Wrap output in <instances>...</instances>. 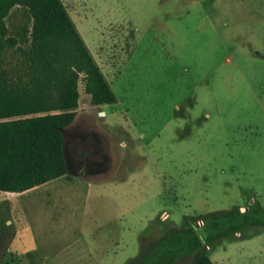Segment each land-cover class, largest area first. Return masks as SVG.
<instances>
[{
	"label": "rangeland",
	"instance_id": "rangeland-1",
	"mask_svg": "<svg viewBox=\"0 0 264 264\" xmlns=\"http://www.w3.org/2000/svg\"><path fill=\"white\" fill-rule=\"evenodd\" d=\"M60 1L117 101L95 107L80 83L66 175L0 192V264H126L167 228L264 209V0ZM203 250L264 264V228Z\"/></svg>",
	"mask_w": 264,
	"mask_h": 264
},
{
	"label": "trees",
	"instance_id": "trees-1",
	"mask_svg": "<svg viewBox=\"0 0 264 264\" xmlns=\"http://www.w3.org/2000/svg\"><path fill=\"white\" fill-rule=\"evenodd\" d=\"M15 8L25 21L14 31ZM94 106L117 98L60 0H0V192L23 193L65 176L63 129L79 105V84ZM264 228V209L251 203L209 214L202 228H167L126 264H213L203 246Z\"/></svg>",
	"mask_w": 264,
	"mask_h": 264
},
{
	"label": "clouds",
	"instance_id": "clouds-1",
	"mask_svg": "<svg viewBox=\"0 0 264 264\" xmlns=\"http://www.w3.org/2000/svg\"><path fill=\"white\" fill-rule=\"evenodd\" d=\"M177 111H179L180 109V106L179 104L176 105V108H175ZM185 111L193 118L196 117L197 115V110L195 107H192V108H186ZM186 120V117L185 118H181V117H177V118H173V120L170 122L171 125L173 127H182L184 122Z\"/></svg>",
	"mask_w": 264,
	"mask_h": 264
},
{
	"label": "crops",
	"instance_id": "crops-1",
	"mask_svg": "<svg viewBox=\"0 0 264 264\" xmlns=\"http://www.w3.org/2000/svg\"><path fill=\"white\" fill-rule=\"evenodd\" d=\"M76 28V27H75ZM79 34V33H78ZM83 41V40H82ZM99 67V66H98ZM100 68V67H99ZM101 70V69H100ZM102 72V71H101ZM79 106V105H78ZM94 106V105H93ZM95 107H101V106H95ZM104 113V112H103ZM64 136V135H63ZM44 185V184H43ZM41 186V185H40ZM39 187V186H38ZM37 187H35V188H32V189H36ZM32 189H30V190H32ZM29 191V190H28ZM25 192H27V191H25ZM24 193V192H23ZM16 194H21V193H16Z\"/></svg>",
	"mask_w": 264,
	"mask_h": 264
}]
</instances>
